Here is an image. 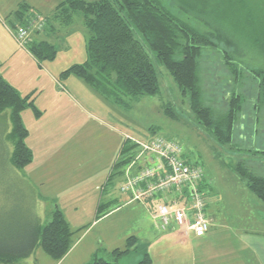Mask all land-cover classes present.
Instances as JSON below:
<instances>
[{
  "label": "rangeland",
  "instance_id": "374dc122",
  "mask_svg": "<svg viewBox=\"0 0 264 264\" xmlns=\"http://www.w3.org/2000/svg\"><path fill=\"white\" fill-rule=\"evenodd\" d=\"M20 1L22 0H4L5 5L0 3V7H10ZM27 1L37 15L50 17L62 0ZM164 1H168L176 9L171 0ZM239 2H247L249 6L251 4L257 8L260 15L264 14V0H206L209 11L211 8V12L207 14L211 17L213 12L212 15L220 21L221 30L224 32L228 29L234 36L231 37L232 44L220 38L217 47H204L200 59L204 99L216 114H221L226 109L227 96L233 87L229 69L223 64L224 50L232 52L235 61L241 66H264V56L250 44L245 32H248V26L239 19L240 14L235 10ZM51 22L54 30L47 28L45 35L42 30L37 37L46 38L56 48L54 59L40 61L44 62V72H48L50 80L48 75L45 79L42 78V71L39 73L25 57L16 60L19 69L12 75L18 84L22 82L31 86L27 90H18L22 95L31 94L36 108L41 111V116L37 119L27 107L21 112V118L30 132L26 144L33 151L31 164L39 167L38 171L48 169L49 173L45 175L47 177H43L44 181L37 180L30 168H16L11 163L12 145L5 139L4 132V126L9 123L6 110L7 121L0 117V230L5 231L4 227L9 225L14 216H19L22 220L31 211L40 216L38 209L42 202L39 200L37 204L38 194H52L50 197H56V202L51 198L43 200L46 213H41L42 223L50 220L55 204H62L70 217L72 229L83 226L73 235V240H78V246L82 250L83 244H86L83 241H87V247L94 242L103 250L115 247L124 249L126 237L134 234L138 237L139 245H142L135 244L134 249L118 259V263L137 264L143 258L147 231L152 228L151 224L155 226L157 222L149 211V204L129 202L128 195L118 188L119 178H114L106 189L110 190L109 197L118 199L108 206L107 214L100 218L96 219V208L94 210V199L96 196L99 199L103 191L101 187L105 186L107 172L118 155V140L121 141L125 133L139 140L161 136L180 143L184 157L202 166L203 180L200 189L207 199V216L221 222L234 223L262 218V210L258 206L263 205L262 202L247 189L245 179L233 169V163L239 156L237 151L227 145H219L208 130L197 122L189 109L188 97L180 92L168 71L155 60L151 52L148 54L159 75V93L127 98L125 102L114 100L104 97L73 73L65 77L60 75L70 65L86 60V41L90 32L83 23L81 13H75L73 19L66 24H59L54 20ZM198 24L205 29L201 22ZM207 29L210 28L205 30ZM11 66L13 68L15 63H11ZM246 70L238 81L241 84L239 91L244 98V111L237 126L234 144L259 148L260 145L264 146V107L258 114L256 112L259 121L256 124L253 122L252 108L254 84ZM169 106L174 112L173 117L164 112V108ZM252 125L259 130V136L250 134ZM259 141L262 144L259 145ZM256 142L258 147L253 145ZM241 157L249 159L248 163L256 174L264 175L259 157ZM105 199L104 194L103 200ZM74 206H77L76 212ZM182 246L183 250H188L190 243ZM103 250H100V255L111 260ZM38 251L48 261L51 260L40 247ZM156 258L154 264H160L162 259L169 256L159 254ZM36 259L37 261L31 258L30 263L45 264L41 257L37 256ZM68 261L69 256L61 264H68Z\"/></svg>",
  "mask_w": 264,
  "mask_h": 264
},
{
  "label": "trees",
  "instance_id": "16d2710c",
  "mask_svg": "<svg viewBox=\"0 0 264 264\" xmlns=\"http://www.w3.org/2000/svg\"><path fill=\"white\" fill-rule=\"evenodd\" d=\"M171 1L176 9L164 0H62L52 16L43 18L42 29L31 32V40L25 47L38 63L54 59V44L46 38H37L38 34L47 28L54 30L51 20L66 24L75 13H81L83 23L90 32L86 41V60L70 65L60 75L65 77L73 73L104 97L122 102L127 98L159 93V75L148 54L151 52L155 60L168 71L180 92L188 97L189 109L197 122L208 130L219 145H227L237 151L239 156L233 163V169L245 179L247 189L264 204V175L256 174L248 163L249 159L241 157H259L264 167V146L260 145V141L259 148L234 144L237 126L244 111V98L239 91L241 84L238 81L247 69L254 84L253 122L258 124L256 112L258 114L264 107V66L246 68L235 61L232 52L224 50L223 64L229 69L233 87L227 96L226 109L216 114L204 99L200 59L204 47H217L220 38L232 44L231 37L234 36L228 29L224 32L221 30L220 21L212 15L213 12L211 17L207 14L211 8L209 11L206 0ZM235 10L240 14L239 19L248 26V32H245L250 44L264 56V14L260 15L257 8L251 4L249 6L247 2L237 3ZM36 17L39 15L31 6L21 1L6 23L15 32L27 27ZM191 20L197 24L201 22L205 29H210L205 30ZM27 107L35 118L41 116L31 94L22 95L0 73V115L5 114L0 117L7 121L8 110L9 123L4 126V132L5 139L12 145L10 160L16 168L24 167L33 159V152L26 144L29 131L21 118V112ZM164 110L167 115L174 116L170 106ZM252 126L250 134L259 136V130ZM253 145L258 147L257 142ZM136 147V143L131 140H123L104 183L105 188L114 178L121 177L122 169L134 157ZM112 202L101 200L98 203L96 219L107 214ZM12 219L4 227L5 231L0 230V264L18 263L37 247L54 260H60L70 250L74 233L83 228L72 229L57 206L51 211L50 220L45 223L36 224L28 216L22 220L19 216ZM136 243L137 237L130 235L126 238L124 249L115 247L111 250V260L95 252L83 264H119L118 259L134 249ZM150 262L149 254L144 253L137 264Z\"/></svg>",
  "mask_w": 264,
  "mask_h": 264
},
{
  "label": "crops",
  "instance_id": "0c3cea01",
  "mask_svg": "<svg viewBox=\"0 0 264 264\" xmlns=\"http://www.w3.org/2000/svg\"><path fill=\"white\" fill-rule=\"evenodd\" d=\"M22 1L27 2L29 5L31 4L27 0ZM0 3L5 5L4 0H1ZM16 3L17 4H13L10 7H8L9 5L0 7V73L4 77V79L11 85H13L17 90H27L31 86H29L27 83L22 82H19L18 84V82L12 76L15 75L17 69H19L16 60L25 57L27 58V60H30L32 66L34 64V66L39 70V73L40 70L42 71L41 77L44 76L42 78L45 79L48 75V80H50V75L48 74V72H44V62L38 63L34 56L27 49H22L23 47L16 45L17 42L14 41L15 38L11 33V30L9 29L6 21L8 20V18H10L12 12L17 8L19 2ZM30 6L33 7L32 5ZM42 33L43 35H45V31H43ZM11 63H15V66H13V68H11ZM51 75L53 76V79H55L52 73ZM19 92L21 93V91ZM125 135L129 134L125 133L122 137L123 139L121 141L118 140V154ZM117 156H115L113 162H115ZM31 162H29L22 168H30L37 180L44 181L43 177H47L45 175L49 173L48 169L38 171L40 170V168L33 167ZM113 162L110 165L109 171L107 172L105 181L110 174ZM95 188H97V186ZM101 190L103 191L100 194L99 199H97V196L95 197L96 199H94V210L97 207L98 203L103 200L104 194L106 195V201L111 202L118 199L117 197L113 196L109 197V195L111 194L110 190H107L105 187L102 186ZM51 195L52 194H38L37 204L39 200L43 203V200L46 198H51L56 202V197L52 198L50 197ZM257 200L259 199L257 198ZM42 203H40V208L38 209L40 216L34 215L33 211L27 214L28 218L32 222L35 221L36 224L42 223L41 213L42 215L46 213L45 205H42ZM55 206L63 211L67 221L71 225L70 217L64 206H62V204H55L54 207ZM258 206L261 207L262 218L260 219L257 217V219L243 223L226 221L221 222L207 216L206 214V217L209 219L210 227L202 237H195L192 234L181 233V231L176 226H170L166 229H161L158 225L157 220L156 224L154 223L155 226L151 224L152 228L147 231V240L146 243H144V253H148L151 259V262L149 264H154L155 259H157L156 256L159 254H166L167 256H169V258L167 259H162V262L160 264H264V204ZM76 210L77 206H74V211L76 212ZM94 221L95 220H93V222ZM83 242L87 244V241ZM187 242L190 243V246L189 248H187L188 250H183L184 247L182 245L186 246ZM86 244H83L82 250V248L78 246V240H73L70 250L62 259L54 260L50 257V261H48L49 259L42 256V253L38 251L39 247H37L31 255L15 264H31L30 259L32 258L37 261V256L41 257L42 261H44L45 264H61L63 260L68 256V264H83L89 261L95 252L100 253V250H103L102 247H98L94 242L89 243V247H87ZM192 246H194V248H192ZM112 249L113 248H105L103 251L104 253H106V256H110V252Z\"/></svg>",
  "mask_w": 264,
  "mask_h": 264
},
{
  "label": "built area",
  "instance_id": "2783aa9c",
  "mask_svg": "<svg viewBox=\"0 0 264 264\" xmlns=\"http://www.w3.org/2000/svg\"><path fill=\"white\" fill-rule=\"evenodd\" d=\"M39 16L13 36L23 48L31 40V32L42 28ZM136 143V153L122 169L118 188L130 201L149 204V211L161 229L176 226L181 233L202 237L209 230L206 217L207 199L201 192L203 169L199 163L183 156L177 140L152 136L139 140L125 135L124 140Z\"/></svg>",
  "mask_w": 264,
  "mask_h": 264
}]
</instances>
